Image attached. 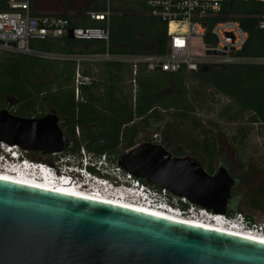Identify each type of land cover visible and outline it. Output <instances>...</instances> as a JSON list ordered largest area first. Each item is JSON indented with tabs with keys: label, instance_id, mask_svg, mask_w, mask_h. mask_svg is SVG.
Segmentation results:
<instances>
[{
	"label": "trees",
	"instance_id": "16d2710c",
	"mask_svg": "<svg viewBox=\"0 0 264 264\" xmlns=\"http://www.w3.org/2000/svg\"><path fill=\"white\" fill-rule=\"evenodd\" d=\"M9 1L0 0V11L8 10ZM28 2L31 15L50 14L66 19L71 29H105L109 40L105 44L48 38L31 41V54L0 52V110L7 100H11L16 106L13 115L18 117L41 118L45 116L44 112H55L60 119V128L70 142L63 157L78 156L84 149L94 155H105L112 163L140 144L139 139L161 122L166 124L165 130L173 123L177 129L189 126L203 138L186 142L187 148L200 151L196 161L210 175L216 170L214 151L218 147H226L228 142L237 147L225 167L231 177L236 178L225 215L241 213L243 206L249 213L241 214L249 221H252L251 212L264 213V152L255 143L250 145L248 142L253 125L264 129V65L204 66L196 72L181 70L169 74L148 72L144 65L133 70L126 63L82 62L79 75L87 78L88 83L76 87L77 63L46 56L101 55L106 52L114 56L165 55L168 51L166 24L151 14V9L144 2ZM108 11L110 14L104 22L91 20L88 16ZM263 16L264 5L257 0H228L219 17L211 23L236 21L248 35L241 56L260 59L264 58V30L259 28ZM205 42L212 43L209 33ZM189 78L197 86L211 89L227 101L226 106L217 112V119L235 123L246 118L247 127L236 129L229 140L223 141L216 123H210L212 126L206 128L190 116L195 106L187 86ZM168 120L171 125L167 124ZM214 129L218 133L211 138L210 133ZM179 141L181 145L185 140ZM180 145L171 151L166 149L173 156L185 157ZM27 157L41 158L42 154L27 153Z\"/></svg>",
	"mask_w": 264,
	"mask_h": 264
},
{
	"label": "water",
	"instance_id": "95a60500",
	"mask_svg": "<svg viewBox=\"0 0 264 264\" xmlns=\"http://www.w3.org/2000/svg\"><path fill=\"white\" fill-rule=\"evenodd\" d=\"M14 104L0 110V143L42 155L67 151L55 112L22 118L10 113ZM117 165L215 214H225L236 186L225 167L210 175L161 144H137ZM0 264H264V243L0 180Z\"/></svg>",
	"mask_w": 264,
	"mask_h": 264
},
{
	"label": "built area",
	"instance_id": "2783aa9c",
	"mask_svg": "<svg viewBox=\"0 0 264 264\" xmlns=\"http://www.w3.org/2000/svg\"><path fill=\"white\" fill-rule=\"evenodd\" d=\"M257 1L264 5V0ZM140 2L146 3L151 9V14L159 17L167 26L168 51L165 55L114 56L106 52L101 55L46 57L77 63L76 87L88 83L87 78L79 75V64L82 62L126 63L132 66L133 70L138 65H144L148 72L159 71L169 74L181 70L196 72L204 66L264 65V58L250 59L241 56L248 35L236 21L221 20L211 23V20L219 17L228 0H107L108 4ZM109 14L108 11L90 13L88 16L91 20L104 22ZM259 28L264 30V16L259 22ZM70 30L74 40L100 41L105 44L109 40L108 31L105 29H71L66 19L31 15L28 0H10L8 10L0 11V52L31 54V41L67 38ZM207 33L210 34L212 43L205 42ZM75 95H78L77 88ZM252 127L254 143L264 152V129L257 124ZM64 158L69 162L76 161V167L78 163L81 164L78 170L85 177L84 184L88 181V188L71 175L63 174L60 166L32 160L27 157V152L18 147L0 143V170H23L43 176H55L59 182H72L96 193L104 190L112 195H122L128 202H138L155 211L207 224H217L219 221L229 231L264 236V222L249 221L241 213L227 216L197 207L186 198L173 196L166 189L144 184L124 172L117 165V161L110 162L105 155H94L81 149L78 156ZM63 159L60 164L64 163Z\"/></svg>",
	"mask_w": 264,
	"mask_h": 264
},
{
	"label": "rangeland",
	"instance_id": "374dc122",
	"mask_svg": "<svg viewBox=\"0 0 264 264\" xmlns=\"http://www.w3.org/2000/svg\"><path fill=\"white\" fill-rule=\"evenodd\" d=\"M46 16H52V15L47 14ZM187 86L191 94V98H192L191 100L195 106V111L190 116L200 121L203 124V126L206 128H210L212 126L210 123L213 122L216 123L221 130L219 134L222 136L223 141L229 140V136H231L236 129L240 127H247L246 118L244 120L235 123L217 119V112L220 110L221 107H224L227 104V101L223 97L216 95L215 93H213L211 89L197 86V84L192 78H189L187 80ZM15 110H16V106L14 104L9 109V111L11 114H14ZM44 114L47 115L48 112H44ZM167 124L171 125V122L168 120ZM173 124L170 126L169 129L165 130L164 128L166 124L161 122L153 126L149 131H147V134L141 137L139 140L141 141V143L154 142L156 144H161V145L163 143H166L168 144V150L171 151L178 144L180 145V141H179L180 139L182 140L184 139L185 141H183V143L180 145L183 149V154L187 157H191L197 160L200 151L194 152L192 149H188L186 142L192 139L200 141L203 138L202 135L199 132L193 131L189 126H185L182 129H177ZM217 133L218 130L214 129L213 131H211L210 137L211 138L214 137ZM248 142L250 145L254 143V132L252 131L248 135ZM227 146L232 148V150H235L237 148L229 144V142ZM249 155H251V153H249ZM63 158H64L63 155L46 154V155H42L41 158H36L32 160L45 162L53 166L54 165L59 166ZM225 161L226 158L223 155L221 162L225 163ZM72 163L75 164L77 162L74 161ZM221 166L227 167V163L221 164ZM241 213L243 214L249 213V211L245 206H243L241 208ZM250 215L252 217V222H256V223L264 222V213L251 212Z\"/></svg>",
	"mask_w": 264,
	"mask_h": 264
},
{
	"label": "bare ground",
	"instance_id": "6f19581e",
	"mask_svg": "<svg viewBox=\"0 0 264 264\" xmlns=\"http://www.w3.org/2000/svg\"><path fill=\"white\" fill-rule=\"evenodd\" d=\"M0 180H4L7 182H15L17 184H23L33 188L56 192L67 196L104 202L107 204H112L114 206H119L122 208L134 210L136 212L148 214L150 216L163 218L175 222H180L191 226H197L199 228L212 230V231L264 243V236L262 235H248L242 232L229 231L219 221L218 222L216 221L217 224H211V223L207 224L197 220H188L185 218L176 217L170 214H166L160 211H155L153 209L146 208L145 206H142V204L138 202L135 203L128 202L127 199H125V197H123L122 195H112L108 191L106 192L104 190L100 191V193L92 192V190H88L84 186H76L72 183H68L64 181L62 182L55 181L52 179V177L49 176L33 174L31 172H27L23 170L11 171L7 169V170H0Z\"/></svg>",
	"mask_w": 264,
	"mask_h": 264
},
{
	"label": "flooded vegetation",
	"instance_id": "af4514ba",
	"mask_svg": "<svg viewBox=\"0 0 264 264\" xmlns=\"http://www.w3.org/2000/svg\"><path fill=\"white\" fill-rule=\"evenodd\" d=\"M165 146L168 148V144L165 143ZM232 148L230 147H218V149H216L214 151V154H215V159L213 160V163L214 165L216 166V170L219 168V167H223L221 166V164H228V162L230 161L229 160V156H231V153H232ZM224 155V157L226 158V161L225 163H222L221 162V159H222V156ZM212 162V161H211ZM227 169V168H226ZM215 170V171H216ZM234 179H236L235 177H233Z\"/></svg>",
	"mask_w": 264,
	"mask_h": 264
},
{
	"label": "clouds",
	"instance_id": "9594fccd",
	"mask_svg": "<svg viewBox=\"0 0 264 264\" xmlns=\"http://www.w3.org/2000/svg\"><path fill=\"white\" fill-rule=\"evenodd\" d=\"M64 163H62L63 166H68L69 169L68 171H64L65 173H67L68 175H71L73 178L76 179V181H81V183H85V179L81 178L84 177L83 174H81L78 170V168H81V164L78 163L77 167L75 164H73L72 162H69L67 158L63 159Z\"/></svg>",
	"mask_w": 264,
	"mask_h": 264
}]
</instances>
